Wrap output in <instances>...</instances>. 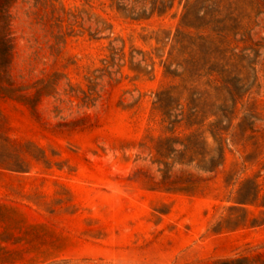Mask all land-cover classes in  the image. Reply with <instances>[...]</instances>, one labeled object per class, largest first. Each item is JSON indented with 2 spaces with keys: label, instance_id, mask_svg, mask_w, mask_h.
<instances>
[{
  "label": "rangeland",
  "instance_id": "rangeland-1",
  "mask_svg": "<svg viewBox=\"0 0 264 264\" xmlns=\"http://www.w3.org/2000/svg\"><path fill=\"white\" fill-rule=\"evenodd\" d=\"M128 2L0 0V264H264V0Z\"/></svg>",
  "mask_w": 264,
  "mask_h": 264
},
{
  "label": "trees",
  "instance_id": "trees-1",
  "mask_svg": "<svg viewBox=\"0 0 264 264\" xmlns=\"http://www.w3.org/2000/svg\"><path fill=\"white\" fill-rule=\"evenodd\" d=\"M112 1H115L118 5V7L121 9H126V10H132V12H135L137 14V16H132L136 19L138 18H141L142 15H140L141 13L139 11H137L135 8H136V5H132V4H129L128 0H112ZM140 10L142 11H145L147 9L146 5H142L139 7Z\"/></svg>",
  "mask_w": 264,
  "mask_h": 264
}]
</instances>
